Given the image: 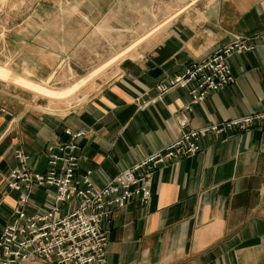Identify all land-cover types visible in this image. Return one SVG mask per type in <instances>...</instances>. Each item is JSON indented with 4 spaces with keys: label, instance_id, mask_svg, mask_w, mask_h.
Listing matches in <instances>:
<instances>
[{
    "label": "crops",
    "instance_id": "0c3cea01",
    "mask_svg": "<svg viewBox=\"0 0 264 264\" xmlns=\"http://www.w3.org/2000/svg\"><path fill=\"white\" fill-rule=\"evenodd\" d=\"M236 37L254 49L232 56L235 84L194 104L189 130L264 112V0H0V236L23 194L7 183L17 150L43 173L47 147L85 131L79 177L104 186L180 138L191 99L157 87ZM200 145L155 174L147 206L113 212L106 264H264V127ZM29 193V214L56 202Z\"/></svg>",
    "mask_w": 264,
    "mask_h": 264
},
{
    "label": "built area",
    "instance_id": "2783aa9c",
    "mask_svg": "<svg viewBox=\"0 0 264 264\" xmlns=\"http://www.w3.org/2000/svg\"><path fill=\"white\" fill-rule=\"evenodd\" d=\"M253 49L245 38L236 37L208 58L186 67L168 83L160 84L157 87L160 94L180 88L186 90L191 99L177 114L180 138L119 173L102 187L93 182L90 170L79 177L80 142L86 136L85 131L66 130L65 140L49 145L45 153L48 169L43 173L33 172L30 156L17 150L18 165L10 172L7 183L10 190L23 194L12 224L0 236V264H28L36 259L55 264H106L109 236L103 225L111 222L116 209L133 202L147 206L155 174L162 167L201 153L200 141L208 135L223 136L230 131L264 127V112H258L198 130L188 129L194 104L235 84L230 65L232 56ZM33 184L55 191L56 202L48 211L34 214L26 211ZM65 204L74 207L63 216Z\"/></svg>",
    "mask_w": 264,
    "mask_h": 264
},
{
    "label": "rangeland",
    "instance_id": "374dc122",
    "mask_svg": "<svg viewBox=\"0 0 264 264\" xmlns=\"http://www.w3.org/2000/svg\"><path fill=\"white\" fill-rule=\"evenodd\" d=\"M108 63H109V62H108ZM108 63H107V64H108ZM0 71L3 72V71H5V70H0ZM42 87H43V86H41L40 89L37 88L38 90L33 91V92H35L36 94H39V95H41V96H44L45 98H48V97L45 96V92H44L45 90H43ZM50 87H51V88H55V89H59V88H60V86H57V85H54V84H50V85H48V84H45V83H44V89H49ZM61 89H63V88H61ZM48 99H49V98H48ZM60 100H65V98H63V97H61V98H56V99H54V100H52V101H60Z\"/></svg>",
    "mask_w": 264,
    "mask_h": 264
}]
</instances>
